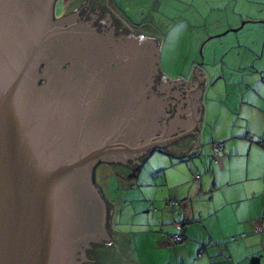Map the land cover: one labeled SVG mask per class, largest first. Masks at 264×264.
Listing matches in <instances>:
<instances>
[{
    "label": "water",
    "instance_id": "95a60500",
    "mask_svg": "<svg viewBox=\"0 0 264 264\" xmlns=\"http://www.w3.org/2000/svg\"><path fill=\"white\" fill-rule=\"evenodd\" d=\"M57 1L0 0V264H128L97 168L131 179L165 145L196 153L206 75L169 79L150 27L117 38L84 16L96 0L61 18Z\"/></svg>",
    "mask_w": 264,
    "mask_h": 264
},
{
    "label": "crops",
    "instance_id": "0c3cea01",
    "mask_svg": "<svg viewBox=\"0 0 264 264\" xmlns=\"http://www.w3.org/2000/svg\"><path fill=\"white\" fill-rule=\"evenodd\" d=\"M147 1L148 9L159 3L161 18L149 17L133 28L150 27L168 56L174 46L196 47L193 60L182 59L206 75L202 102H207L198 151L178 157L185 159L183 166L166 176L179 206L158 209L167 216L161 233L132 235L127 262L250 264L261 257L264 264V0ZM105 2L110 7L112 0ZM176 5L185 7L171 18ZM177 19L173 26L170 21ZM192 73L179 77L189 81ZM214 145L222 147V156ZM178 233L184 240L174 244L171 237Z\"/></svg>",
    "mask_w": 264,
    "mask_h": 264
},
{
    "label": "rangeland",
    "instance_id": "374dc122",
    "mask_svg": "<svg viewBox=\"0 0 264 264\" xmlns=\"http://www.w3.org/2000/svg\"><path fill=\"white\" fill-rule=\"evenodd\" d=\"M65 1L68 3L70 0ZM147 2V0H112V3H109H111L110 10L114 12L123 25L135 27L143 24L149 17H156L158 21L161 18L159 3L152 7L149 6L148 9L149 3ZM184 7L183 5H176L172 9L173 12L170 17L181 16ZM65 11V6H58L56 11L57 18H61ZM164 21H167V19L164 18ZM179 21L180 19L171 20L170 22L174 26ZM156 26L159 28L157 31L163 34L159 27L160 23H157ZM187 33L196 34L198 31H187ZM187 42H190V40ZM194 49L196 47L191 44L174 46L171 48V56L167 55V50L165 52L162 50L161 64L164 74L170 79H177L181 75L188 77L190 71L193 72L197 65L190 61L184 62L182 58L188 57L193 60L190 51ZM168 57L171 58L170 61H168ZM194 57L197 58L198 55H194ZM200 57L202 58L201 55ZM192 64L194 65L193 70H191ZM206 102L207 100H203L204 107ZM204 149L205 146L203 147ZM184 161V159L180 160L177 156L171 155L169 150L151 152L139 164L137 172L131 179L121 176L113 167L103 166V168H100L98 171L99 186L103 188L104 194L110 199L111 204L114 205V212L110 215L111 227L115 228L119 234L125 236L127 241L130 238L132 239L134 233L143 237L149 235L150 232L161 233L163 231L161 223L163 220H167V216L164 219V215L158 209L177 202L171 200L172 185L166 183V176L169 177L172 171H178L179 167L183 166ZM174 178L177 179L176 176ZM131 247H134V244Z\"/></svg>",
    "mask_w": 264,
    "mask_h": 264
},
{
    "label": "flooded vegetation",
    "instance_id": "af4514ba",
    "mask_svg": "<svg viewBox=\"0 0 264 264\" xmlns=\"http://www.w3.org/2000/svg\"><path fill=\"white\" fill-rule=\"evenodd\" d=\"M73 1H75V0H70L69 1L70 3L69 2L66 3L65 0H58L57 3H56V6H55V17L57 18L56 11H57V7L58 6H63V7L65 6L66 11H67L68 7L71 5V3H73ZM96 1L98 2L97 6H96L98 9H95L96 7L92 11H90L91 9H89L88 12L86 13V15H84V16L86 18H91V17H93V14H94V16L96 17V21L93 24L97 25V28L99 29L100 32L109 34L112 31L114 33V36L117 37V38L120 37V36H123V35H125V36L138 35V36H140L138 34V32L133 27L128 26L126 24L122 25L119 22V20L116 21L117 16L114 14L113 11L110 10L109 4L107 2L102 1V0H96ZM66 11H65V14L63 16L68 15V14H66ZM67 66H69V65H67ZM159 79H160V77L157 79V85H159L158 81L162 80V79H160V80ZM169 113L171 114L172 117H175V114L178 113V108L174 109V110H170ZM180 115H182V113H180ZM158 137H160V136H158ZM191 138H193V137H190L188 139H191ZM183 142H184V140L179 141V142H177L175 144L165 145L163 147L162 151H168L170 149L174 150V148L180 147ZM145 156H146V154L143 155V157L141 158V160H140L141 162H142V160H144L146 158ZM127 161H129L131 163L129 168L130 167L132 168V166L135 165L134 162H133L134 161L133 159H128ZM126 162L125 163H121L120 162V163L123 164V165H127ZM118 164L117 163L116 164L115 163H106V164L102 163V164H100L98 166L97 171L95 173V181H96L98 186H99V183H98V171H99V169L103 168V166H109V167H113V168L116 167L118 169ZM101 189L103 191L102 187H101ZM105 197H106L109 205L111 207H114V205L111 204L110 199H108L106 195H105ZM113 210H114V208H113ZM90 245H92V248H89V249L85 248V251L89 250L90 254H94L97 251V249L100 247L99 245H101V247L103 246L102 244H98L96 242H92ZM117 247L118 246H116V248Z\"/></svg>",
    "mask_w": 264,
    "mask_h": 264
},
{
    "label": "built area",
    "instance_id": "2783aa9c",
    "mask_svg": "<svg viewBox=\"0 0 264 264\" xmlns=\"http://www.w3.org/2000/svg\"><path fill=\"white\" fill-rule=\"evenodd\" d=\"M214 151L216 152V154H217L219 157L222 156V147H221V146H219V145H214ZM177 230H178L179 232H181V230H182V226H181V225H177ZM257 231H258V232H261L262 229H261V228H258ZM171 240H172V242H173L174 244H176V243H180V242H182L183 238H182V236H181L180 234H175V235H173V236L171 237Z\"/></svg>",
    "mask_w": 264,
    "mask_h": 264
},
{
    "label": "trees",
    "instance_id": "16d2710c",
    "mask_svg": "<svg viewBox=\"0 0 264 264\" xmlns=\"http://www.w3.org/2000/svg\"><path fill=\"white\" fill-rule=\"evenodd\" d=\"M43 83V82H42ZM183 160V159H182ZM185 160V159H184ZM174 204H178V206H179V202H174ZM172 206V205H171ZM178 234H180V233H178ZM181 235V234H180ZM182 236V235H181ZM182 238H183V236H182ZM184 240V239H183ZM183 240H182V242H183ZM182 242H180V243H182ZM180 243H176V244H180Z\"/></svg>",
    "mask_w": 264,
    "mask_h": 264
}]
</instances>
